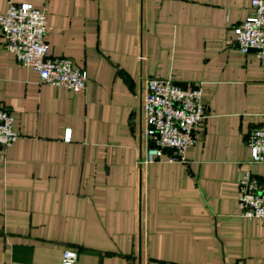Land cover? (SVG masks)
<instances>
[{
  "label": "crops",
  "instance_id": "crops-1",
  "mask_svg": "<svg viewBox=\"0 0 264 264\" xmlns=\"http://www.w3.org/2000/svg\"><path fill=\"white\" fill-rule=\"evenodd\" d=\"M43 9L49 53L87 73L73 93L4 48L0 105L17 139L0 150V264H264V218L242 215L248 138L264 124V62L234 27L252 0H0ZM200 86L207 117L184 162L140 168L141 77ZM69 132L70 138L64 135Z\"/></svg>",
  "mask_w": 264,
  "mask_h": 264
},
{
  "label": "built area",
  "instance_id": "built-area-1",
  "mask_svg": "<svg viewBox=\"0 0 264 264\" xmlns=\"http://www.w3.org/2000/svg\"><path fill=\"white\" fill-rule=\"evenodd\" d=\"M50 30L43 9L31 3L9 2L0 14V32L4 48L13 53L21 67L37 71L42 83L82 93L86 88L87 73L76 67L71 58L49 53L46 35ZM238 48L248 53L254 50L264 62V0H252V14L234 27ZM207 117L200 86L183 87L170 78L141 77V134L145 145L137 159L143 168L163 159L184 162L186 149L194 142L197 126ZM13 116L0 105V150H6L17 139ZM64 138L68 140L70 133ZM252 163H264V124L255 128L248 138ZM239 204L246 218H264V175L246 169L239 184ZM78 253L66 249L62 264H75ZM236 264H246L239 260Z\"/></svg>",
  "mask_w": 264,
  "mask_h": 264
},
{
  "label": "water",
  "instance_id": "water-1",
  "mask_svg": "<svg viewBox=\"0 0 264 264\" xmlns=\"http://www.w3.org/2000/svg\"><path fill=\"white\" fill-rule=\"evenodd\" d=\"M138 254H137V264H141V231L139 227V234H138Z\"/></svg>",
  "mask_w": 264,
  "mask_h": 264
}]
</instances>
